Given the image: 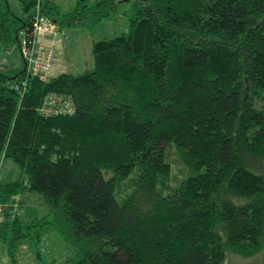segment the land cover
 I'll use <instances>...</instances> for the list:
<instances>
[{"label": "trees", "instance_id": "obj_1", "mask_svg": "<svg viewBox=\"0 0 264 264\" xmlns=\"http://www.w3.org/2000/svg\"><path fill=\"white\" fill-rule=\"evenodd\" d=\"M127 1L62 12L52 0H0V54L18 51L37 4L59 35L91 30ZM128 25L92 44L82 74L0 67V167L18 168L0 179L9 264L26 246L43 264L49 232L71 251L61 264H224L228 252L264 250V174L248 168L264 169V0H134ZM53 95L73 113L42 112ZM169 143L191 172L175 187ZM23 193L40 194L47 213L21 217Z\"/></svg>", "mask_w": 264, "mask_h": 264}, {"label": "rangeland", "instance_id": "obj_2", "mask_svg": "<svg viewBox=\"0 0 264 264\" xmlns=\"http://www.w3.org/2000/svg\"><path fill=\"white\" fill-rule=\"evenodd\" d=\"M76 1L77 0H57V6H59L60 11L67 12L74 8ZM93 2H95V0H87L88 4H92ZM133 2L134 0L121 2L112 16L98 22L91 30H85L80 26L63 27L61 33L55 39L54 45L52 41L50 43L47 40L52 36L42 37L41 40L45 47L52 48L58 55L60 54L59 64L57 61L55 62V66L48 71L47 77L57 76L64 72L74 75L82 74L91 70L94 66L91 50L92 44L97 42V40L112 38L128 31V20L131 16V6ZM11 3L14 7L13 4H16L17 2L16 0H11ZM43 29L44 31L48 30L46 28ZM49 30H51L50 27ZM47 32L49 33V31ZM0 58L4 63V67L1 68L4 71L18 69V67L20 68L22 66V64L20 65L19 60L20 54L14 49L8 50L7 53L0 54ZM165 149L166 160L171 164L172 172L169 183L175 187L179 185L180 180L184 176L191 174V172L182 169L183 160L173 143H169ZM248 168L257 174H264V169L261 172L256 168ZM17 174L18 168L13 163L6 162L2 169L0 167V179L3 181L7 180V177L13 178ZM137 175L138 173L136 169L131 172L127 179L117 185L115 197H117L118 201L121 202L122 198L120 196H123L126 192V184L133 187L132 183L137 179ZM41 198V195L38 193H23V195L18 198L20 201V206L18 208L21 217L36 218L45 215L48 206ZM40 250L42 258L40 263L43 264H49L51 261L61 264V262H64L71 255L68 246L55 232H49L48 235H45L42 238ZM0 254L3 256H0L3 264H9L8 258H6L4 252V247L2 246H0ZM16 256L18 258L17 264H32L33 262V257L29 253L27 246L24 250H22V248L18 249ZM225 260L226 262L224 264H264V250L254 257L249 258H242L231 251L227 253Z\"/></svg>", "mask_w": 264, "mask_h": 264}, {"label": "built area", "instance_id": "obj_3", "mask_svg": "<svg viewBox=\"0 0 264 264\" xmlns=\"http://www.w3.org/2000/svg\"><path fill=\"white\" fill-rule=\"evenodd\" d=\"M36 14L32 17L31 28L23 29L19 36L18 53L20 59L25 65V70L28 75L36 76L38 78H47V73L55 66L58 54L52 49L47 48L42 43V37L56 36L59 32L55 21L47 17L40 11V6L36 5ZM49 27L51 30H49ZM43 28L48 29L44 31ZM44 31V32H43ZM8 52V51H7ZM6 52V53H7ZM0 67H4V63L0 58ZM26 83L21 81V84L16 86V90L25 91ZM42 112L45 110L52 113H73V107L66 100L57 96H47L45 105L42 107Z\"/></svg>", "mask_w": 264, "mask_h": 264}, {"label": "crops", "instance_id": "obj_4", "mask_svg": "<svg viewBox=\"0 0 264 264\" xmlns=\"http://www.w3.org/2000/svg\"><path fill=\"white\" fill-rule=\"evenodd\" d=\"M54 3H55V5L57 6V0H52ZM58 8H59V6H58ZM62 31V30H61ZM61 31H60V33H61ZM59 33V34H60ZM58 37V35H56V36H52L51 38H49V39H47L48 40V42H50L51 43V41L53 42V45H54V41H55V39ZM55 47V46H54ZM59 59H60V54H59ZM58 59V60H59ZM19 60H20V58H19ZM59 62V61H58ZM59 64V63H58ZM20 65H21V61H20ZM57 67V66H56ZM55 67V68H56ZM0 256L1 257H3L1 254H0ZM0 257V258H1ZM0 264H3V261L0 259Z\"/></svg>", "mask_w": 264, "mask_h": 264}]
</instances>
